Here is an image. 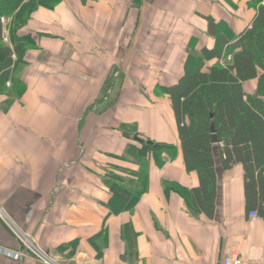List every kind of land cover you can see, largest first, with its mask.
I'll return each instance as SVG.
<instances>
[{"label":"crops","instance_id":"0c3cea01","mask_svg":"<svg viewBox=\"0 0 264 264\" xmlns=\"http://www.w3.org/2000/svg\"><path fill=\"white\" fill-rule=\"evenodd\" d=\"M261 1L37 5L18 33L30 45L13 56L16 81L0 94L4 215L57 264H222L233 250L263 257L264 219L250 217L242 165L224 170L216 153L212 218L180 193L200 182L186 171L167 91L200 56L206 68L223 64L222 42L251 28ZM10 22L2 44L13 49ZM256 89L245 83L248 94ZM143 143L163 147L158 160L138 153ZM22 251L0 218V264H42Z\"/></svg>","mask_w":264,"mask_h":264},{"label":"trees","instance_id":"16d2710c","mask_svg":"<svg viewBox=\"0 0 264 264\" xmlns=\"http://www.w3.org/2000/svg\"><path fill=\"white\" fill-rule=\"evenodd\" d=\"M48 2L0 0V94L5 92L9 82L16 81L13 56L20 48L25 51L30 45L27 39L18 36L20 29L27 25L37 5L52 6L57 0ZM261 2L251 28L225 49L226 43L222 42L218 59L224 54L223 64L218 61L206 68L200 56L186 75L167 89L178 124L186 171L196 173L200 182L198 188L189 192L179 191L190 199L196 212L209 218L215 212L218 153L224 170L242 165L246 207L264 219V1ZM2 18H11L7 30L13 49L2 44ZM19 57L17 62H20ZM254 80L257 89L250 95L245 83ZM212 125L218 145L212 143ZM126 129L123 127L125 134L131 137L132 131L126 132ZM162 149L143 143L138 153L153 154L158 160Z\"/></svg>","mask_w":264,"mask_h":264},{"label":"built area","instance_id":"2783aa9c","mask_svg":"<svg viewBox=\"0 0 264 264\" xmlns=\"http://www.w3.org/2000/svg\"><path fill=\"white\" fill-rule=\"evenodd\" d=\"M10 86V84H8ZM250 217L252 219L258 218L256 212H251ZM0 218L7 225L8 229L14 235V237L19 241L22 246V256H29L36 262L42 264H57V258L55 256H51L44 252L38 245L33 241V239L22 232L19 228H17L3 213L0 208ZM222 264H264V256L257 259H243L239 256V254L233 250L229 254V256L224 259Z\"/></svg>","mask_w":264,"mask_h":264},{"label":"water","instance_id":"95a60500","mask_svg":"<svg viewBox=\"0 0 264 264\" xmlns=\"http://www.w3.org/2000/svg\"><path fill=\"white\" fill-rule=\"evenodd\" d=\"M211 131H212V142L214 144H218L219 143V140H218V137H217V134H216V132L214 130V126L213 125L211 127Z\"/></svg>","mask_w":264,"mask_h":264},{"label":"rangeland","instance_id":"374dc122","mask_svg":"<svg viewBox=\"0 0 264 264\" xmlns=\"http://www.w3.org/2000/svg\"><path fill=\"white\" fill-rule=\"evenodd\" d=\"M6 19H9V18H2V24L5 22V20ZM11 23H9V25H10ZM8 33H9V31H8ZM8 36H10V35H8ZM6 39H8V40H10V38L8 37V38H6ZM224 63V62H223Z\"/></svg>","mask_w":264,"mask_h":264}]
</instances>
